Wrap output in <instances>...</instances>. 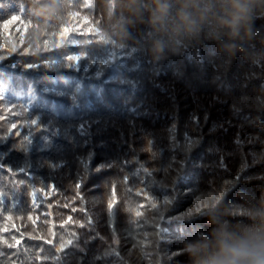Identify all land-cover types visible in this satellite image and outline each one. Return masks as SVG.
<instances>
[{
	"label": "trees",
	"instance_id": "1",
	"mask_svg": "<svg viewBox=\"0 0 264 264\" xmlns=\"http://www.w3.org/2000/svg\"><path fill=\"white\" fill-rule=\"evenodd\" d=\"M150 10L0 0V264H187L260 206L264 2L235 56L209 23L154 60Z\"/></svg>",
	"mask_w": 264,
	"mask_h": 264
},
{
	"label": "clouds",
	"instance_id": "2",
	"mask_svg": "<svg viewBox=\"0 0 264 264\" xmlns=\"http://www.w3.org/2000/svg\"><path fill=\"white\" fill-rule=\"evenodd\" d=\"M264 2V0H261ZM258 0H151L147 27L148 53L154 59L175 50L182 39L198 36L209 23L225 55L241 53L240 45L255 39L252 27ZM127 28L121 43L127 42ZM260 206L242 218L213 211L203 219L207 230L185 245L187 264H264V192Z\"/></svg>",
	"mask_w": 264,
	"mask_h": 264
},
{
	"label": "snow or ice",
	"instance_id": "3",
	"mask_svg": "<svg viewBox=\"0 0 264 264\" xmlns=\"http://www.w3.org/2000/svg\"><path fill=\"white\" fill-rule=\"evenodd\" d=\"M12 19H13V20H16V17L14 16V17H12ZM9 23H10V22H9ZM135 215H136V216H140L141 213H140L139 211H137V212L135 213Z\"/></svg>",
	"mask_w": 264,
	"mask_h": 264
}]
</instances>
